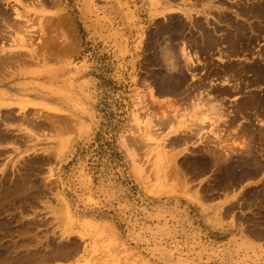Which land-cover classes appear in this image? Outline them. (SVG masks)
Returning a JSON list of instances; mask_svg holds the SVG:
<instances>
[{
    "label": "rangeland",
    "instance_id": "rangeland-1",
    "mask_svg": "<svg viewBox=\"0 0 264 264\" xmlns=\"http://www.w3.org/2000/svg\"><path fill=\"white\" fill-rule=\"evenodd\" d=\"M0 3V264H264V0Z\"/></svg>",
    "mask_w": 264,
    "mask_h": 264
},
{
    "label": "bare ground",
    "instance_id": "bare-ground-1",
    "mask_svg": "<svg viewBox=\"0 0 264 264\" xmlns=\"http://www.w3.org/2000/svg\"><path fill=\"white\" fill-rule=\"evenodd\" d=\"M1 4V3H0ZM258 7V6H257ZM259 8V7H258ZM257 10V9H256ZM3 10H1V8H0V15H1V17L4 15V13L2 12ZM258 11H260L259 9H258ZM5 12V11H4ZM1 25V24H0ZM2 26V25H1ZM242 33V32H241ZM241 33H240V35H241ZM233 35V34H232ZM238 36H239V34H237ZM243 38V37H242ZM210 40V39H209ZM233 40V39H232ZM231 40V41H232ZM236 40H238V38L236 39ZM240 40V39H239ZM246 41V40H245ZM214 42V41H213ZM245 44L247 43V42H244ZM243 42L241 43V44H244ZM215 44V43H214ZM239 45L237 46V47H242V49H244L243 47H244V45H241L240 44V42L238 43ZM213 45V44H212ZM211 46V45H210ZM208 47H209V45H208ZM234 49H236V50H238L237 48H234ZM240 51V50H239ZM11 63V62H10ZM1 66V65H0ZM253 66H255L256 67V64H253ZM9 67V66H8ZM1 68H2V66H1ZM258 68V67H257ZM261 68V67H260ZM252 69H254V68H252ZM259 69V68H258ZM262 70V69H261ZM175 80H173V79H171V78H169V79H166V80H164V83H165V86H163V88L164 89H167V90H175V89H177L178 88V86L175 84V82H174ZM178 90V89H177ZM164 91V90H163ZM263 98V97H262ZM259 99V98H258ZM247 101V100H246ZM261 101V100H260ZM249 102V101H248ZM259 102V101H258ZM261 102H263V101H261ZM251 104V103H250ZM198 111V110H197ZM200 160H202V159H200ZM200 160H197V161H199L200 162ZM186 163V162H185ZM205 164V163H204ZM196 165H197V163H196ZM208 165V164H207ZM250 172V171H249ZM24 258V257H23Z\"/></svg>",
    "mask_w": 264,
    "mask_h": 264
}]
</instances>
